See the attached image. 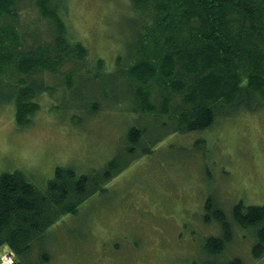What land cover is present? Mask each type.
<instances>
[{
  "label": "rangeland",
  "instance_id": "374dc122",
  "mask_svg": "<svg viewBox=\"0 0 264 264\" xmlns=\"http://www.w3.org/2000/svg\"><path fill=\"white\" fill-rule=\"evenodd\" d=\"M66 4L69 33L86 46L82 62L88 70L79 78L73 73L71 89L50 72L40 75L51 86L32 97L38 104L26 124H16L13 103L0 101V173L23 170L42 185L57 165L89 172L98 182L113 165L121 170L75 212L49 226L28 257L45 254L44 264H222L234 257L242 264H264V253L252 254L253 230L234 222L232 240L210 256L204 240L221 229L203 216L209 195L229 218L238 200L264 204V96L261 102L242 100L206 129L173 130L171 122L161 123L168 120L164 114L158 124L155 114L142 113L123 98L135 84L114 71L134 56L126 46L141 23L131 0ZM233 16L227 11L226 23ZM171 90L163 94L172 98ZM131 124L145 134L141 145L129 150ZM8 253L15 260L3 244L0 262Z\"/></svg>",
  "mask_w": 264,
  "mask_h": 264
},
{
  "label": "trees",
  "instance_id": "16d2710c",
  "mask_svg": "<svg viewBox=\"0 0 264 264\" xmlns=\"http://www.w3.org/2000/svg\"><path fill=\"white\" fill-rule=\"evenodd\" d=\"M66 2L0 0V101L14 104L19 126L28 123L37 107L32 97L47 83L51 86V80L40 75L50 72L71 89L73 73L79 78L88 70L85 59L82 62L86 46L69 33ZM131 7L141 23L135 41L126 46L134 56L127 67L114 71L133 80L135 87L128 85L123 98L131 99L135 109L155 114L158 124L161 114L169 115L161 123L171 122L173 130H202L218 114L238 108L242 100L262 99L264 0H131ZM227 11L234 13L231 23L225 21ZM169 89L172 98L163 94ZM144 134L141 126L131 124L127 148L140 146ZM112 167L98 182L89 172L78 174L71 166L57 165L42 185L23 170L1 172L0 247L6 244L13 251L15 260L10 264H44L45 254L28 257L34 244L42 242L49 226L75 212L121 170ZM203 205L204 220L221 229L204 240L210 256L219 255L232 240L233 222L253 230L252 254L264 253V204L238 200L230 218L213 195ZM222 264H242V260L234 257Z\"/></svg>",
  "mask_w": 264,
  "mask_h": 264
},
{
  "label": "built area",
  "instance_id": "2783aa9c",
  "mask_svg": "<svg viewBox=\"0 0 264 264\" xmlns=\"http://www.w3.org/2000/svg\"><path fill=\"white\" fill-rule=\"evenodd\" d=\"M11 261H12V258L10 256H8L6 254L3 256V260H2L3 263L4 262L8 263V262H11Z\"/></svg>",
  "mask_w": 264,
  "mask_h": 264
}]
</instances>
